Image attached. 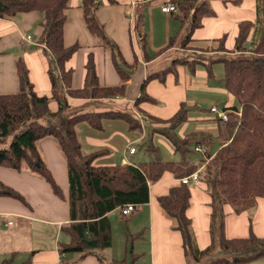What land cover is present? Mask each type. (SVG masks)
<instances>
[{"label":"trees","instance_id":"16d2710c","mask_svg":"<svg viewBox=\"0 0 264 264\" xmlns=\"http://www.w3.org/2000/svg\"><path fill=\"white\" fill-rule=\"evenodd\" d=\"M209 1H175L176 8L171 12L181 22L189 20L187 30L180 40L181 48L192 40V31L200 26L201 17L212 14ZM221 1L238 3L242 0ZM255 1V20H241L238 23L233 45L235 51L223 46L226 34L211 39L220 43L222 51L227 53L212 57L205 64L208 75L211 74L210 66L213 63L222 64L224 87L235 98L234 104L227 107L230 109L227 121L222 123L220 146L213 154L205 152L210 160L202 170H198V180L205 183L206 192L210 196L209 245L203 249L196 245L191 220L186 215L190 196L188 184L171 187L167 194L158 197L159 205L176 220L175 228L181 234L188 264L209 255L212 258L206 264H246L258 258L264 259V236L259 237L252 232L245 237L225 236L223 208L229 204L236 213L249 211L254 208L257 197H264V0ZM100 6L99 0H81L79 8L85 28L95 45L108 46L110 49L120 82L101 84L95 69L93 51H89L83 84L75 88L71 84L73 69L68 68L66 62L80 48V43L75 41L66 44L63 36L67 10L70 8L69 0H0V17L32 11L40 14L38 25L41 33L37 41L44 46L48 58L50 95H41L34 90L27 65L22 56H17L14 61L17 90L0 93V145L7 136L12 135L8 147H0V166L15 171L26 169L39 175L50 185L52 192L62 198L63 191L46 166L38 142L43 138H52L59 147L66 162L69 220L61 226L67 240L58 243V252L61 255H74L73 261L62 257L58 264L76 263L89 253H94L100 264H133L136 254L130 247L126 249L130 253L128 257L125 255L106 263L99 254V251L110 248L112 244V223L108 214L125 204L148 202L149 185L156 182L165 171L183 177L197 170L203 158L190 162L188 154L192 153L195 145L208 146L212 141V136L203 131H190L183 137L177 134L178 127L187 119V106L180 103L178 109L165 119L151 115L146 118L137 113L143 117V124L147 122L148 125L157 123L166 126L153 129L146 137V150L153 154L149 160L130 164L94 165L93 160L106 150L102 148L89 153L82 152L75 131L79 122L99 127L103 117L119 118L128 124L129 129L141 134L143 132V124L135 113H66L69 97L111 98L123 96L126 91V83L131 75L129 71L134 63L118 59L119 52L98 19ZM175 37H170L169 45L175 42ZM248 40L253 54H245L249 50ZM141 44H145L143 36ZM188 63L186 58L177 57L172 60L169 68L147 74L134 98L133 106L137 107L141 102H156L145 90L148 80L157 78L163 81L164 74L174 72L176 64ZM51 100L57 105L54 111L49 107ZM34 117L45 118L47 123L43 124ZM152 132L163 134L172 143L174 153L179 154L178 160L160 158L158 145L151 141ZM0 195L25 202L18 191L2 180ZM0 264H30V259L14 263L13 256H10L2 259Z\"/></svg>","mask_w":264,"mask_h":264},{"label":"crops","instance_id":"0c3cea01","mask_svg":"<svg viewBox=\"0 0 264 264\" xmlns=\"http://www.w3.org/2000/svg\"><path fill=\"white\" fill-rule=\"evenodd\" d=\"M80 1L69 0L70 8L67 10L63 33L66 44L75 41L80 43V48L66 62V66L73 69L72 87H80L83 84L89 51H93L99 82L107 85L117 84L120 78L113 66L111 51L108 47L95 45L94 39L85 28L79 8ZM99 1L101 6L97 11L98 19L103 23L106 34L116 46L119 52L118 59L122 62L134 63L129 71L131 75L127 80L123 96L101 99L69 97L68 114L77 111L79 112L76 114L117 111L129 114L136 112L146 118L151 115L165 119L178 109L180 103H185L187 119L178 127L177 134L183 137L190 131L209 133L212 141L207 146V151L213 154L220 146L219 140L224 122L215 117L210 118L209 108L215 105L228 114L230 109L227 107L234 104V96L224 87L222 64L213 63L210 66V75L205 69L208 59L215 57L213 53L215 51H198L201 52V58H194L193 54H190L192 57L190 58L189 54L177 47L185 33L184 22L188 24L189 20L181 22L173 12L161 11L160 6L168 0H126L128 2L122 3L118 0ZM124 3L129 4L128 11ZM209 6L212 14L201 17V24L192 31L191 38L197 42L209 43L211 39L226 34L225 47L235 51L233 45L238 23L241 20H255L256 1L242 0L235 4L210 0ZM39 19L40 14L35 11L0 17V93L17 90L14 61L17 56H22L34 90L41 95H50L48 58L44 53V46L37 41L41 33ZM27 35L31 36L30 40L25 39ZM142 36L144 45L141 44ZM173 36H176L175 42L169 45V39ZM247 44L249 47V40ZM182 52L183 55H188L186 57L188 65L190 63L192 65L188 67L187 64H176L174 72L164 74L163 81L157 78L148 80L145 90L156 99V102H141L137 107L133 106L134 98L138 95L141 83L147 74L169 68L172 60L179 57L178 54ZM207 96L213 99L208 104L204 99ZM201 106H205V111ZM56 108L57 105L53 109ZM148 124L147 122L141 124L143 129L141 134L137 130L129 129L128 124L122 119L103 117L99 127L79 122L75 131L83 153L102 148L106 150L93 160L94 165H110L122 163V159L127 157L129 146H134L136 142L144 143L147 139L145 131L147 126L151 131L160 128L157 123ZM213 145L215 148L211 151L210 147ZM38 147L64 196L61 198L55 195L50 185L31 171L26 169L15 171L0 166V180L18 191L25 199V202H21L0 195L2 220L0 247H4V251L10 253L9 257L13 256L14 263L30 259V264H58L62 257L73 261L74 254L61 255L58 252V243L67 240V236L61 231V226L69 220L65 158L52 138L39 140ZM134 148L135 151L128 155L137 152V148L135 146ZM126 160L131 161L129 158ZM180 178L170 171H165L156 182L149 185L148 202L136 204L135 211L131 215L122 217L118 209L108 214L112 223V238L115 232L118 243L122 235L120 225L125 223L128 229H133L135 233H142L147 226V240L144 241L146 246L144 248L138 246L144 254L145 264H188L182 248L181 234L175 228L176 220L158 203L159 196L167 194L171 187L181 184ZM188 187L190 196L186 215L191 220L196 245L199 249H203L210 243L208 231L210 196L206 192L205 183L200 180L189 182ZM223 208L224 233L227 238L245 237L249 232L259 237L264 236V197H257L254 208L249 211L236 213L229 204H225ZM9 221L11 223H8ZM8 227L12 228L6 231ZM139 229L142 231L137 232ZM16 246L20 248L17 249ZM114 248L115 245L111 244L110 248L99 251L105 263L116 259ZM20 253H25L27 258L15 262L14 258ZM103 255L107 257L106 260ZM77 261L73 264H100L94 253H89ZM133 262L135 264V260Z\"/></svg>","mask_w":264,"mask_h":264},{"label":"rangeland","instance_id":"374dc122","mask_svg":"<svg viewBox=\"0 0 264 264\" xmlns=\"http://www.w3.org/2000/svg\"><path fill=\"white\" fill-rule=\"evenodd\" d=\"M109 1H113V0H109ZM120 3L122 2H128L126 0H118ZM101 2V1H100ZM236 4V3H235ZM125 8H127V11L130 9L129 4L128 3H124ZM129 7V8H128ZM204 16V15H203ZM249 20V19H247ZM251 21V20H250ZM188 27L187 22H184V32L187 30L186 28ZM223 46L225 47V41L223 43ZM250 46L248 47L249 50L245 51V54H253L250 51ZM103 47H108V46H103ZM178 48H180V50H182L184 53L189 54H193L195 56H193L194 58H201L200 54L201 52L198 51H205V52H212V50H214L215 52V56H224L227 52L222 51L221 49V45L218 42H213V41H209V43H204V42H197L194 39L186 42V47L181 48L180 47V41L178 42L177 45ZM226 48V47H225ZM182 53H179V57L180 58H186L187 56L183 55ZM230 53V52H229ZM234 54L236 52H233ZM198 57H197V56ZM237 55V53H236ZM192 58V57H190ZM188 58V59H190ZM215 58V57H213ZM212 59V58H211ZM210 60V59H209ZM209 62V61H208ZM216 63H220V62H216ZM221 64V63H220ZM219 81V80H218ZM210 96L205 97V102L208 104L209 102H211V100H213L212 98H209ZM234 102H235V98H234ZM50 108L53 109L54 107H56V104L54 101H50ZM201 108L205 111V106H201ZM54 110V109H53ZM79 112V111H77ZM72 113V114H76ZM66 113H68V111H66ZM135 114H137L135 112ZM210 118L214 117V114L211 113L209 115ZM142 118V117H141ZM33 119H36L37 121L41 122V123H47V120L45 118L42 117H34ZM183 125V124H182ZM158 126L160 128L162 127H166L165 125H159ZM181 126V125H180ZM179 126V127H180ZM146 131V137H148V134L151 132L149 126L146 127L145 129ZM153 134V143L155 145H158L159 147V156L162 160H178L179 159V154L178 153H174V148L172 143L161 133L158 132H152ZM12 139V135H9L6 137L5 142L3 144L0 145V147H8L9 142ZM148 139V138H147ZM134 146L137 148V152L133 155H128L126 154V159L129 158V162H140V161H144V160H149L150 158H152L153 154L149 151L146 150V144H144L142 141L141 142H136L134 143ZM197 145L194 146V149L192 151V153H189L187 156V159L190 160V162H197L196 160H200L201 158H203L202 162H199V167L197 170H202L204 168V165L210 160V158L208 157V155H206V153L203 155L200 152L195 150V147ZM198 146H204L206 148L207 151V146L204 144H198ZM215 148V145H213L212 147H210L211 151ZM196 171V170H195ZM1 219H0V223H1ZM128 225H126L125 223L123 225H120V232L122 233V235L120 236V242H117V239L115 238V232L113 234V238H112V244L115 245V250L116 252H114V256H116V259H120L123 256L130 255V253L126 252V249H129V247L131 248L133 253H137L138 255L135 258V264H145V257L144 254L142 253V251L140 249H138V246L140 245L139 248H144L146 246V244L144 243V241L147 240V226H145L144 230L142 231V229H139L137 232L142 231V233H135V231L133 229H128L127 227ZM12 227H8L6 229V231H9V229ZM3 233V232H1ZM123 237V238H122ZM145 237V239L143 238ZM126 239V240H125ZM123 242V245H122ZM1 246V245H0ZM4 247H0V261L6 257H9L10 253L5 252L3 249ZM15 248H20L18 246H16ZM111 252V250L109 251ZM17 255V254H16ZM104 256V255H103ZM25 258H27V255L25 253H20L18 254L15 258L14 261L18 262L21 260H24ZM106 256H104V259L106 260ZM211 255H209L208 257H204L201 260H199L198 262L192 263V264H206L207 261L209 259H211ZM246 264H264V259L263 258H258L255 260H251L250 262L246 263Z\"/></svg>","mask_w":264,"mask_h":264},{"label":"built area","instance_id":"2783aa9c","mask_svg":"<svg viewBox=\"0 0 264 264\" xmlns=\"http://www.w3.org/2000/svg\"><path fill=\"white\" fill-rule=\"evenodd\" d=\"M176 8V5H175V2L173 1H166L164 2L160 9L161 11L163 12H171L173 10H175ZM132 15V14H131ZM25 39L27 40H30L31 39V36L30 35H27L25 37ZM210 112L214 114V117L223 121V122H226L227 119H228V114L225 110L223 109H220L218 108L217 106L213 105L209 108ZM137 116V118L139 119V121L141 122V124L144 123V119L143 117L141 118L138 114H134ZM195 150L200 152L201 154H204L206 152V148L204 146H196L195 147ZM135 151V148L134 146H129L128 147V153L131 154ZM125 163H132V162H129L126 160V158H123L122 159V164H125ZM198 181V170L196 171H193L192 173H190L189 175H186V176H183L180 178V182L181 183H185V184H188L189 182H196ZM135 208H136V205L135 204H125L124 206H122L121 208H119L118 212H119V215L122 216V217H126V216H129L131 215L134 211H135ZM8 223H11L10 221Z\"/></svg>","mask_w":264,"mask_h":264}]
</instances>
